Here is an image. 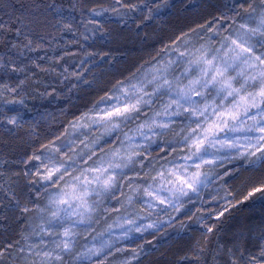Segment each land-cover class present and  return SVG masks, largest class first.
Wrapping results in <instances>:
<instances>
[{
    "label": "snow or ice",
    "instance_id": "obj_1",
    "mask_svg": "<svg viewBox=\"0 0 264 264\" xmlns=\"http://www.w3.org/2000/svg\"><path fill=\"white\" fill-rule=\"evenodd\" d=\"M117 6L129 12L139 10L127 0H112L109 8H94L91 15L119 14ZM229 11L232 15L213 17L199 25V31L192 29L197 37H207L198 47L192 44L184 51L177 47L174 60L140 76L134 73L107 90L73 125L102 130L84 149L75 151L74 142L51 140L39 154L22 161L32 186L33 206L11 196L28 230L21 232L23 245L16 241L0 248V259L8 251L19 256L21 264H132L131 259L117 255L124 249L109 242L111 236L98 239V233L89 242L92 246L86 243L83 250L78 238L91 235L107 214L128 211L137 203L148 212L179 213L185 203L201 199L210 185L234 175L228 169L216 172L225 159L244 160L250 170H264V0H235ZM4 27L0 24V29ZM158 101H163L159 107ZM141 116L145 118L134 130L129 127L134 134L123 130ZM7 123L18 125L16 117ZM169 133L174 139L163 144L152 139ZM153 151L162 155L153 157ZM169 154L175 155L169 159ZM256 193L264 195V179L248 195ZM221 199L227 200V194ZM192 214V209L185 208V216ZM124 219L133 225L123 231L124 238H130L129 232L142 234L154 227H136L134 220ZM205 219L197 217L196 223L204 226L207 236L215 225H207ZM260 239L256 254H246L238 244L235 250L227 249L226 264H264V234ZM198 245L199 241L197 260L202 251ZM138 258L134 253L132 259Z\"/></svg>",
    "mask_w": 264,
    "mask_h": 264
},
{
    "label": "trees",
    "instance_id": "obj_2",
    "mask_svg": "<svg viewBox=\"0 0 264 264\" xmlns=\"http://www.w3.org/2000/svg\"><path fill=\"white\" fill-rule=\"evenodd\" d=\"M111 2L0 0V24L5 25L0 29V248L16 241L23 245L21 232L28 230L11 196L33 206L32 186L22 161L39 154L51 140L74 142L73 149L81 150L87 133L81 135L73 125L83 113L117 81L138 75L165 55L184 33L195 35L192 29L199 31V25L213 17L232 15L229 9L235 0H127L139 10L129 12L117 6L119 14L91 15L92 9L109 8ZM11 117L17 118L18 125L7 123ZM261 179L264 170L246 166L210 185L201 199L185 203L179 213L170 211L159 228L110 242L123 248L117 255L131 259L132 264H226L227 249L235 250L237 244L246 254H256L264 234V195L248 194ZM226 194L227 200L221 199ZM40 200L43 203L42 196ZM185 208L193 214L185 216ZM224 208L227 211L219 216ZM202 215L207 225H215L207 236L204 226L196 223ZM112 218L109 213L99 219L95 234H104ZM83 238H78V247ZM197 241L202 249L198 260ZM134 253L138 259H132ZM0 264L21 261L5 251Z\"/></svg>",
    "mask_w": 264,
    "mask_h": 264
},
{
    "label": "rangeland",
    "instance_id": "obj_3",
    "mask_svg": "<svg viewBox=\"0 0 264 264\" xmlns=\"http://www.w3.org/2000/svg\"><path fill=\"white\" fill-rule=\"evenodd\" d=\"M192 34H194V33H191V34H188L187 36H184L180 43L175 44L165 55H162L157 61H155L150 66H148L144 71L139 73L137 76H140L142 73L150 72V70H152L155 67L163 66V64H164V62L166 60H169V59H173L174 60L175 57H176V52L174 51L175 48L179 47L180 51H184L185 47L190 46L192 44H195L198 47L200 43H203L204 40L207 39L206 36H203V38H200V37H197L196 34L195 35H192ZM184 40L188 41V45H184ZM149 90H150V87H149ZM164 99L166 100L167 98L165 97ZM162 102L163 101L156 102V106L159 107L160 103H162ZM148 115H151V111L148 112ZM144 118L145 117L141 116L139 120L131 122L130 126L124 127L123 130L125 132H129V135L134 134L133 132L129 131V127L134 130L136 128V125L138 123L142 122L144 120ZM177 119H180V118H177ZM80 122H81V120L79 119L77 121V123H80ZM77 130L79 132L81 131V133L82 132L83 133H87V136L82 138V141H83L82 146H83V148L81 147V149H84V145L85 144H90L91 139L93 137L99 136L100 132L102 131V130H96L95 126L93 127V129H86V128L85 129H81V128L77 127ZM89 133H91V134H89ZM152 139L156 140L157 142H159L161 144H163L165 141L173 140L174 139V134L173 133H169V134L165 135L162 138L161 137H152ZM152 147L155 148L156 145L154 144ZM97 149H99L98 145H97ZM105 150H107V146H105ZM75 151H77V150H75ZM78 151H80V150H78ZM69 155H72V153H69ZM161 155H162V153H157L155 151L152 152V156L153 157L159 158V156H161ZM173 155H175V154H169L168 158L171 159ZM160 162L163 163V160H161ZM220 163H221L222 166L218 167L216 169V172L219 169L230 168L229 171L234 173L236 171H239V169H242V168L248 166L247 163L244 160H239V159H235V158L225 159V160L221 161ZM205 170L207 171V169H205ZM205 190H204V192H205ZM203 193H202V197H203ZM185 199H187V198H185ZM196 200L197 199L194 198L192 203L194 204L196 202ZM112 203L115 204V201H112ZM226 203L228 204V201H226ZM136 205L138 207H136V209H133L132 212H131L132 209L131 210L129 209L127 211L129 213H127V212L126 213L111 212L110 214L114 216V218L110 219V222L108 223L109 226H111V232H109V226L107 227L108 229H107V231L104 234H101V231H97V233L95 234V232L93 231L91 233V235H88L86 238L85 237L83 238V243L80 245V250H83L82 246L84 244H86V243L88 244L89 247H91L92 244L89 243V242L92 241V237L93 236H97L98 233L100 234V236H98V239L108 240L109 236H111V240L112 239H118V240L122 239V240H124L125 238L123 237V231L126 228L133 227V225H128V224L125 223L124 217H129L132 220H134L136 227L143 228V227H146L149 224L154 225L153 228H148L147 229V231H148L150 229H155V228H159L160 226H162L164 224V222H166L165 219H168V214H170V211H168V212H160L159 209H153V210H151V212L144 211V210L141 209V206L138 203ZM161 207H163V206H161ZM137 210H139V211H137ZM117 217H119V219H117ZM121 225H123V227H121ZM137 233H139V232H135V231L129 232L128 233V237L133 236V235H135ZM65 259H67V257Z\"/></svg>",
    "mask_w": 264,
    "mask_h": 264
}]
</instances>
